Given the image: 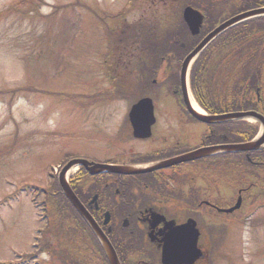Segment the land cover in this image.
Listing matches in <instances>:
<instances>
[{"label": "rangeland", "instance_id": "374dc122", "mask_svg": "<svg viewBox=\"0 0 264 264\" xmlns=\"http://www.w3.org/2000/svg\"><path fill=\"white\" fill-rule=\"evenodd\" d=\"M167 2L168 7H179L180 4L179 0ZM163 3L148 7L150 10L145 13L148 20L175 25L174 17L177 16L170 15L172 8L163 7ZM132 5L133 0H0V264H23L21 260L35 255L51 264L50 254L36 253L33 246L45 224L36 201L58 198L53 187L54 176L58 172L51 165L77 155L98 160L111 157L123 160L133 154L130 153L132 148L135 155H140L169 144L175 138L183 146L200 144L204 125L182 120L171 112L172 109L168 110L163 100L174 105L175 101L166 96L165 91L156 101L160 111L154 139L129 143V132L124 123L131 104L137 100L131 84L134 74H130V70L124 71V82L129 84L126 99L124 95L104 94L103 86L111 91L108 89L111 80L102 78L106 74L102 57L107 45L114 42L110 28L118 21L113 13L130 10ZM232 6L233 0H224L222 11ZM142 13H128L126 17L129 21L144 23L145 15ZM172 27L158 26V36L162 37L165 29ZM142 28L139 26L126 32L130 35L137 29L131 37L135 40L144 35V31H150ZM143 40L126 46L130 48L139 44L142 47ZM162 64L159 77L164 76L166 68V64ZM12 89L22 90L14 94L9 92ZM164 135L168 138L167 143L163 141ZM123 148L126 151L123 152ZM196 169L195 176L199 167ZM52 170L54 172L50 176ZM75 170L78 171L73 169L71 175ZM181 172L183 169L178 174ZM187 174L191 173L185 168L179 176L183 183H186ZM219 175L228 181V174ZM262 178V172L251 174L247 169L239 168L235 172L234 186L238 189L249 185L250 180ZM190 185L191 189L195 187V183ZM255 185L260 188V184ZM220 189L221 193L230 192L222 186ZM256 190H251L248 198ZM261 193L263 196L264 192ZM188 195L192 194L189 192ZM174 198L166 195V201H161V205L165 209L170 205L176 206L177 210L173 212L184 215L185 210ZM245 207L240 216L247 213L252 217L264 216V206L256 211L249 204ZM194 214L207 228L202 227L213 242L218 239L217 235L225 237L223 252L227 254L218 255L217 264H264V220L255 225L244 220L236 222L232 228L223 215L212 214L206 209L194 211ZM68 216L69 211L64 209L62 215L52 217L50 226L43 232L42 244L49 240L61 247L76 241L66 234L71 227ZM219 221L224 232L217 229ZM77 238L81 239V235ZM58 250L56 262L65 264L64 254ZM57 255L62 259L59 260ZM136 256L134 252L132 258ZM212 264H216V259Z\"/></svg>", "mask_w": 264, "mask_h": 264}, {"label": "flooded vegetation", "instance_id": "af4514ba", "mask_svg": "<svg viewBox=\"0 0 264 264\" xmlns=\"http://www.w3.org/2000/svg\"><path fill=\"white\" fill-rule=\"evenodd\" d=\"M263 1L264 0H244L245 5L262 3ZM140 6L137 7L138 12L143 11L142 14L145 15V19H148V15L145 13L150 10L148 7L153 6ZM206 18V21L210 19L213 22L220 20L221 17L213 13L208 17L206 16ZM133 42L134 41L129 38L127 44ZM252 47L255 50L257 61L264 60V56L262 55L264 42L261 40V37L252 44ZM143 57L147 59L146 61L148 62L143 69L145 72L142 71L143 76L141 84L145 90L144 96H152L155 100L154 108L156 120L152 126L153 135L150 140L154 139V131L159 123L158 112L160 109H158L156 101L161 99L165 89L168 91L166 96L169 97L170 93L174 92L177 97V99L174 98L175 105L169 103V101L163 100L164 106L166 104L168 110L172 109V113L177 114L182 120L185 119L192 124L201 123L195 120L188 112L182 99V93L178 84L177 67L174 65V63L178 61V56H169L165 68L167 73L163 77H159L160 72L157 70V66L149 64L153 62L154 56L151 54H143ZM120 58H122V56L117 57L119 61L117 67H121ZM160 58L162 60L165 59L164 57ZM129 59L132 61L134 59V54H132ZM219 99L221 100L217 101L218 103H226L229 99V95L227 93L221 94ZM245 107L256 109L264 115V99H262V97L257 98L256 102L253 104H246ZM225 109L228 110L229 108ZM202 125L204 124L202 123ZM208 129L209 133L201 142L200 146H203L204 143L205 145H223L237 142L235 141L237 139V135H235V123H217L210 125ZM163 141L164 143L168 142V138L165 135ZM168 143L170 145L162 144L160 148L152 149L153 153H157L155 155L162 153L165 155L163 157L167 158L178 155L184 151L182 150L179 152L180 141L178 138ZM171 143H174V145ZM152 150H150L149 153H151ZM167 154H169V156L166 157ZM253 154L254 159L252 163L254 167H251V169L260 171L264 174V148ZM243 155L246 156L247 153ZM155 157L158 158L154 159L163 158L159 156ZM137 159L142 160V157ZM151 159H153V157ZM235 162L234 153L222 152L213 157L132 176L112 175L106 178L100 175L93 177L90 176L86 170H80L79 173L74 175L71 179V183L83 204L97 223L103 228L113 244H115L121 260L122 257H124L127 264H164L162 261L163 239L167 236L170 228L165 226L161 220L162 216L177 220V222L180 223L194 218L198 222L199 227L200 236L198 239V247L201 250V257L192 264H212L213 261L218 258L217 254L220 249L219 240L224 236L217 235L218 239L213 242L212 239L209 238V235H205L202 227L204 229L207 228H205L204 225L202 226V223L199 222L197 219L198 216L194 214V211L206 209L212 214L215 213L225 216L224 219L226 220L233 219L236 211L226 213L219 212V209H226L234 206L241 195L243 196L242 208L245 202V192L250 189L249 187L239 188L238 199H236V190L234 187ZM182 166L186 167L182 168ZM194 166L199 167L195 187L193 189L189 188L188 185L191 183H187V187L185 184H180L178 186L174 185V187H172V193H170V196L172 195L175 197L174 201H177L176 203L181 206L183 211L185 210L184 215L179 216L176 212L169 213L162 205L155 201H166V199H164L166 196L164 188L168 185V182L171 183L173 181L174 174H176L178 170L181 171L183 169L181 173L183 174L185 168ZM219 174H228V181H226L225 178L221 179ZM220 186L228 189L230 192L221 193L222 189L219 190ZM189 192L192 194L191 196L188 195ZM132 201H136L135 204L138 207H135L131 203ZM188 202L189 205H187ZM108 212L109 216H107ZM107 219L108 222L106 225L105 221ZM125 219H127V221ZM78 226L80 228L82 227L79 220ZM217 229H219L218 226ZM222 231L224 232V230ZM225 232L229 234V231L226 230ZM77 233L80 234L82 238L80 244L73 240L71 244L68 245L67 249L63 248L64 251L62 248L58 250L61 254H64L63 261H65V263L69 261L68 264H109L103 246L99 243V238L91 228L90 230H79ZM129 238L132 239V242H130L131 246H125ZM121 241H123L124 244ZM182 243L185 244L182 246L183 248L191 247V240L189 238L183 239ZM44 246L43 248L48 249L54 247L48 246V244ZM134 252L137 256L132 258ZM57 257L59 260L62 259L60 255H57ZM49 259L57 264L56 252L50 255Z\"/></svg>", "mask_w": 264, "mask_h": 264}, {"label": "water", "instance_id": "95a60500", "mask_svg": "<svg viewBox=\"0 0 264 264\" xmlns=\"http://www.w3.org/2000/svg\"><path fill=\"white\" fill-rule=\"evenodd\" d=\"M264 8L252 10L249 12H245L242 14H239L232 19L226 21L222 25H220L218 28H216L213 32H211L185 59L183 63L182 68V74H181V81L182 86L184 89V93L186 96V101L188 102V96H187V71L189 68L190 63L192 60L199 54V52L216 36H218L221 32H223L228 27L247 19L251 16L263 14ZM185 19L187 23L189 24L190 29L194 34L198 33L200 30V26L202 23V15L194 10L192 7H188L185 10ZM152 100L150 98H143L141 99L136 105H134L132 111H131V119L134 125L135 129V136L137 137H147L150 135V124L153 122V108H152ZM194 115L208 123L217 122V121H223L227 119H234V118H240L244 116H251V115H257L255 112H234V113H227L223 115H211V116H205L201 115L195 110H192ZM263 139H261L258 142H261ZM257 142H250L248 144H235L231 145L228 148H232L233 150H246L251 149L254 147V144ZM215 150V147H206L197 149L195 151H191L189 153L183 154L181 156H178L176 158H172L167 161H163L154 167L148 168V169H133L129 167H123V166H117V165H110V164H103V163H95V162H89L85 159H73L71 160L62 170L60 174V184L67 195V197L72 201L76 207L79 209V211L85 216L86 219H88L92 226L95 227L97 230L98 226L95 224L93 219L91 218L90 214L87 212L84 205L81 203L73 189L71 188L69 182L66 179V173L67 171L79 164L84 165L88 168V170L92 174H98L102 172H115V173H122V174H132V173H142L146 171H152L157 168L170 166L176 163H180L183 161H189L194 160L209 154H212ZM232 210V209H231ZM171 228V227H170ZM177 229H184V226L177 227ZM170 230V229H169ZM196 234V232H194ZM175 235L177 233L175 232ZM175 239L172 238L171 232H169L165 238V248H164V263L165 264H182L191 262L193 256L195 253H192V250L189 248H183L182 246L185 245L180 240L179 241H173ZM105 241V240H104ZM107 241V240H106ZM105 241V242H106ZM106 248L108 251V254L111 258L112 264H120L119 260L117 258V255L115 253V250L112 248L109 241L106 242Z\"/></svg>", "mask_w": 264, "mask_h": 264}, {"label": "trees", "instance_id": "16d2710c", "mask_svg": "<svg viewBox=\"0 0 264 264\" xmlns=\"http://www.w3.org/2000/svg\"><path fill=\"white\" fill-rule=\"evenodd\" d=\"M244 7H245L244 4H242V2H241L240 5L237 6V9H241V8L244 9ZM183 23H184V21H183ZM255 28H256V26H254V29H250V30H244L243 28H241L240 32L231 31L229 34L226 35L229 39V41L227 43L231 44L233 47L237 48L235 54L239 53L240 55H244L245 51H246L248 53V55L251 56L252 58H257V56L255 55L256 53H255L254 49L246 48L247 47V39L250 37L249 32H250V34H253L254 32H251V31L255 30ZM256 31L257 32L264 31V25L261 26V29L256 30ZM257 35H261V33H258ZM156 36L158 37V34ZM180 39H183V38H180ZM184 40L186 41V39H184ZM261 40L264 42V35L261 37ZM187 41H188L187 48L189 49L192 45H191V43H189L190 42L189 39H187ZM258 63L262 64V66H263V62L259 61ZM254 69L256 71L255 74H251V75L247 76V77H249L248 86L254 87V84H255V86L261 85V87H263V85H264V70L261 71V67L253 66L252 70H254ZM221 71H222L221 68H217L215 73H218V76H219L221 74ZM202 72H203V70L202 71L201 70L200 71L195 70L193 72L192 83H193V87H194V90L197 94L198 99L203 104L206 105L207 103H210L211 101L204 100L205 97L198 90V87L202 84ZM220 80H224V78H221ZM246 80H247V78L244 76H237L236 77V80L234 81V83H232L233 85H230V86H233L232 87L233 94H236L237 91H239L241 87H245L247 85ZM215 82L211 81V78H210V80H208V82L206 84L211 87L214 85ZM216 85H220V84H216ZM21 90L22 89H12L9 92L17 94ZM210 92H212V90ZM212 94H213V92H212ZM225 104L227 105L229 103H225ZM206 107L208 109L214 110V106H207L206 105ZM56 185H57V191L60 192L59 193L60 199H58V200L59 201H68L66 196L62 193L58 183Z\"/></svg>", "mask_w": 264, "mask_h": 264}, {"label": "bare ground", "instance_id": "6f19581e", "mask_svg": "<svg viewBox=\"0 0 264 264\" xmlns=\"http://www.w3.org/2000/svg\"><path fill=\"white\" fill-rule=\"evenodd\" d=\"M193 103H194L195 108L200 111V108L198 107L197 103L195 101H193Z\"/></svg>", "mask_w": 264, "mask_h": 264}]
</instances>
